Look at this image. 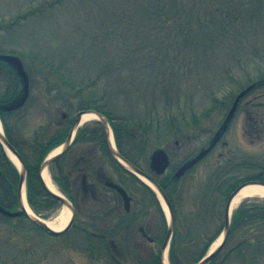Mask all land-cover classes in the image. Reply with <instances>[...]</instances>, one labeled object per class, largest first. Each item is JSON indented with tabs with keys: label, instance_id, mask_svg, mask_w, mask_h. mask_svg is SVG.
I'll return each mask as SVG.
<instances>
[{
	"label": "rangeland",
	"instance_id": "1",
	"mask_svg": "<svg viewBox=\"0 0 264 264\" xmlns=\"http://www.w3.org/2000/svg\"><path fill=\"white\" fill-rule=\"evenodd\" d=\"M0 53L20 56L30 75V98L9 122L32 172L28 196L38 203L43 197L33 174L51 148L54 123L63 111L73 117L81 109H104L119 127L124 150L143 165L157 148L170 150L175 167L208 144L238 93L264 78V0H0ZM4 66L0 93L8 89L5 82L18 79ZM222 155L239 156L237 165L251 157L264 159V84L241 100L218 150L174 185L180 264L199 260L224 227L228 195H219L217 178L211 176L220 165L231 166ZM112 160L110 179L132 193L149 194ZM56 168L51 164L49 170ZM251 169H233L228 177ZM108 192V200L117 203ZM201 200L204 209L214 208L206 212ZM136 202L143 206L151 200L143 195ZM92 204L82 199L78 226L63 236L25 215L0 214V264H113L112 255H119L122 264H159L161 244L126 248L116 232L109 233L115 234L116 250L96 241L92 250V236L81 227L93 223L98 232H108L124 215L123 206L107 212ZM64 205L30 207L53 220ZM154 209L151 233L163 240L168 217L161 204ZM144 220L147 225L150 215ZM238 238L233 234L211 264H240L231 253Z\"/></svg>",
	"mask_w": 264,
	"mask_h": 264
},
{
	"label": "flooded vegetation",
	"instance_id": "2",
	"mask_svg": "<svg viewBox=\"0 0 264 264\" xmlns=\"http://www.w3.org/2000/svg\"><path fill=\"white\" fill-rule=\"evenodd\" d=\"M12 69L13 74L18 78L15 81H7L5 82L8 85V89L4 92L0 93V125L1 131L7 141L16 149V151L20 154L22 159L24 160L27 167L26 174V191L27 198L30 202L28 191L31 184V175L32 172L28 168V162L19 147L16 141L12 137V127L10 126L9 120L13 119L14 112L24 108L30 98V84L28 90V98L24 104L19 107L13 108L12 105L21 100L23 95L25 94V81L21 80L22 76L19 74L17 67L14 65H5ZM92 108V107H91ZM94 110L99 111L105 115L106 112L102 108H92ZM80 111V110H79ZM79 111L72 117L68 112H62V119L56 123L54 126L57 128L56 134L51 139L50 144L51 148L47 151L48 147L44 150L47 151L46 155H44L43 159L47 156V154L59 145H64L68 139L72 136L71 141L68 147L51 163L56 164V172H51L52 179L55 181L59 190H62L67 197L72 201L75 210L76 216L73 223V226H78L77 224V213L79 208L82 206V199L84 200H93V207H97L102 205L106 208L107 212L110 211L109 208H114L117 204L118 206H123L124 212L123 216H121L120 220L117 222L116 227H111L108 232H98L93 223L82 226L81 228L91 234L93 237L101 239L106 246L111 249L116 250V239L115 234L110 235L109 233L116 232V237H119L120 240L124 243V246L130 247L131 243H134L135 246H151L161 244V249L165 242L166 236L162 239L156 238L152 235L151 231L153 230V218L154 211L156 205L161 204L157 194L151 190L145 183L140 181L141 179L136 174L131 171L125 169L119 161L116 159L114 154L110 149V138L109 131L107 125L101 120H90L89 124H86L83 128L81 126L82 123H77L76 119ZM252 119V115L249 116ZM111 121V120H110ZM113 139L115 141L117 149L126 157V152L122 146V142L120 139V134L116 131V127L113 123L110 122ZM76 127V128H75ZM75 128V130H74ZM74 130V132H73ZM73 132V133H72ZM261 132V130H260ZM223 139V138H222ZM220 141L214 146V148L196 165L191 167L189 170L185 172V174L177 179V181H173V176L176 170L191 156L186 157L181 163H178L175 167L172 166V154L170 150L166 149L169 157L170 164L167 169L158 173V171L152 166L151 163V155L145 158V165L141 163L140 160H135V158L128 157L135 165H137L140 169H142L146 174L150 177L154 178L164 189L167 196L169 197L172 206L175 210L173 203V188L174 185L178 183V180L183 178L185 175L192 172V170L202 161H204L210 154H212L215 150H218ZM178 143V140L176 141ZM49 144V145H50ZM9 154L7 151V146L3 142L0 137V204L8 209H12L14 207L18 208L19 206V188H20V179L21 175L18 172L16 166L13 161L9 159ZM109 157H111L113 162L121 168L122 171L128 173L129 175H133L149 194H139L132 193L128 188H126L122 183L117 182L115 180L110 179L108 173V164ZM222 157L225 158L224 155ZM42 159V160H43ZM225 162L227 165H231L228 168H234L237 165V162L240 160L239 156L234 155L231 158H225ZM248 159V157H247ZM41 160V161H42ZM41 163V162H40ZM50 164V166H51ZM245 164V163H244ZM257 164H260L257 166ZM226 165V167H227ZM40 166V164H39ZM49 166V167H50ZM243 166V170L250 167L251 172L245 173L242 176L235 177L231 182L233 184V189L236 188L241 183H259L264 182V159L254 158V161H248ZM173 167V168H172ZM39 168V167H38ZM214 173V172H213ZM251 176V178H248ZM244 177V178H243ZM79 179H81V187L78 185ZM140 179V180H139ZM138 183V186H139ZM114 184L122 185L127 190V193L130 195L129 208H127L126 200L121 192L114 186ZM2 185H5L2 188ZM232 189V190H233ZM107 190V191H106ZM39 191L42 195L43 200H38L39 208L43 206H53L56 202L54 196L47 191L42 182L40 181ZM108 191H112L113 196H117V203L113 199L107 198ZM217 194V193H216ZM143 195L148 196L151 200L149 204L145 203L143 206L137 204L138 198H141ZM214 195V194H213ZM138 198H137V197ZM88 198V199H87ZM115 199V198H114ZM115 201V203H114ZM151 212V213H150ZM150 215V220L147 222V225L141 223L144 222L145 217ZM137 226V230L135 229ZM71 228V229H72ZM110 231V232H109ZM114 250V251H115ZM117 260L121 263H124L120 256H117Z\"/></svg>",
	"mask_w": 264,
	"mask_h": 264
},
{
	"label": "water",
	"instance_id": "3",
	"mask_svg": "<svg viewBox=\"0 0 264 264\" xmlns=\"http://www.w3.org/2000/svg\"><path fill=\"white\" fill-rule=\"evenodd\" d=\"M0 59L5 60L6 62L15 65L17 67V70L19 72L20 75H22V77L24 78L25 81V94L23 95V97L21 98L20 101H18L17 103H15L14 105H12L13 108L19 107L22 104L25 103V101L27 100L28 97V90H29V75L24 67V63L22 61V59L20 58V56L15 55V54H4V53H0ZM264 84V78L263 79H259L256 82H253L252 84H250L249 86H247L245 89H243L235 98V101L231 107V109L229 110L224 122L222 123V125L220 126V128L217 130V132L215 133V135L213 136V138L211 139V141L209 142L208 145L202 147L194 156H192L190 159H188L186 162H184L179 168L178 170L175 172L174 178L178 179L179 177H181L189 168H191L192 166H194L196 163H198L202 158H204L211 150L212 148L216 145V143L222 138V136L224 135V133L226 132V130L228 129L234 114L238 108V105L241 101V99L252 89H254L256 86ZM88 112H94L98 115L99 119H101L108 127L107 124V118L102 114L99 113L97 111H90V110H81L78 113L77 119H76V125L77 123L80 122L81 117L83 116V114L88 113ZM76 128V127H75ZM74 128V130H75ZM73 130V132H74ZM72 132V133H73ZM0 137L3 140V142L5 143V145L7 146L8 150H10L18 159V161L20 162V174H21V179H20V188H19V198H20V205H21V209L23 211H25L27 213V215L29 216V218L34 221L36 224H38L39 226L43 227L45 230H47L48 232L55 234V235H64L66 234L72 227L74 219H75V207L72 204V202L63 194L61 193H56L53 192L52 190H50L48 188V186L46 185V183L44 182L43 178H42V171L48 167V165L55 160L69 145L72 136L68 139V141L62 146V150L55 154L52 157H47L41 164V168H40V175H41V180L42 183L44 184L45 188L57 199H59L61 202H63L72 212L71 218L68 222V224L65 226L64 229L62 230H54L53 228H51L47 222L36 215H31L27 209L26 206L24 205L23 201H22V189H23V185L25 182V178H26V174H27V168L25 165L24 160L22 159V157L20 156V154L16 151V149L7 141V139L5 138V136L3 135L2 132H0ZM110 149L111 152L114 154V156L128 169H130L131 171H133L136 174H140L144 177H146L147 179H149L151 181V183L153 184V187L157 190V192L162 196L163 200L165 201L168 209H169V226H168V233L165 239V242L163 244L162 247V253H161V262L162 264H164V256H165V251L168 248L170 241L172 239L173 236V232H174V228H175V215H174V211H173V207L172 204L170 202L169 197L167 196L166 192L164 191V189L162 188V186L152 177H150L148 174H146L142 169H140L138 166H136L133 162H131L128 158H126L122 153H120L116 147L111 143L110 144ZM151 163L152 166L158 171V173H162L166 170L167 166L170 163V158L169 155L167 153L166 150L164 149H156L154 151V153L152 154L151 157ZM260 184L264 185V182H259ZM248 185V183H243L241 184L239 187H237L232 194L230 195L227 205H226V211H225V226H224V230L222 231L221 235H223V239L221 241V243L212 251L209 250V252L203 256L199 261H197L194 264H209L225 247L226 242L228 240V237L230 235V231H231V222H232V210H231V205H232V201L234 199V197L240 192V190L244 187ZM114 186L121 192V194L124 196L125 200H126V204H127V208H129V202H130V196L128 195L127 191L125 190L124 187H122L121 185L118 184H114ZM0 212L9 215V216H16L20 214V211H10L9 209L4 208L3 206L0 205ZM220 235V236H221Z\"/></svg>",
	"mask_w": 264,
	"mask_h": 264
},
{
	"label": "trees",
	"instance_id": "4",
	"mask_svg": "<svg viewBox=\"0 0 264 264\" xmlns=\"http://www.w3.org/2000/svg\"><path fill=\"white\" fill-rule=\"evenodd\" d=\"M1 63H5V62L0 61V64ZM115 126H116V130L119 131V127L116 123ZM126 155L130 157L129 153L127 152ZM259 165L260 164H257V166ZM242 167L243 166L241 165H236V167H234L233 169L237 170V168L240 169ZM233 169L225 168V166L223 167L222 165H220V167L217 170H215V173L211 175L214 177V179L217 178L219 187L221 188V190L219 189V192H221L219 193V195H221L222 193H224L225 195H229L230 190H232L233 184L231 181L235 177L230 178L228 176L231 175L230 171ZM235 172H233V174ZM33 178H35V184L39 188L40 178L38 174V169L33 174ZM248 178H251V176H248ZM30 201L35 207L39 208L40 204L37 203L34 197L30 196ZM200 206L204 209V200H201ZM212 208H214V206L205 208L204 210L207 212L208 210L211 211ZM233 234L239 236V238L237 239V243L234 245L231 253L232 254L236 253V255L239 256L240 264H264V260L262 259V257H264V201L247 199L241 203V205L234 211L229 238ZM215 238L216 236H214L213 239L208 243L207 247L209 246V244H211V242ZM95 241L96 243L97 242L101 243V245H103V246L100 245L101 247L106 246V245L104 246L102 240L100 239L95 240V238L89 237L88 239L89 246L92 247V250L94 251L96 248L95 246L96 243L93 245V242ZM176 242L177 239L175 240L174 238V243L171 249V260L173 264H180L179 262H177V258L175 254ZM101 251L102 250H100V252ZM112 258H113L112 259L113 264H120L116 260L115 256L112 255Z\"/></svg>",
	"mask_w": 264,
	"mask_h": 264
},
{
	"label": "bare ground",
	"instance_id": "5",
	"mask_svg": "<svg viewBox=\"0 0 264 264\" xmlns=\"http://www.w3.org/2000/svg\"><path fill=\"white\" fill-rule=\"evenodd\" d=\"M98 118V115L94 112H88L83 114V116L81 117V122L80 123H85L89 120H94ZM1 125H0V131H1ZM111 140L112 143L114 141L112 135H111ZM62 150V145L58 146L57 148H55L54 150H52V152L50 153L49 157L54 156L55 154L59 153ZM9 152V156L10 158L16 163L17 166L20 167V162L18 161L17 157L10 151ZM42 178L44 180V182L46 183V185L48 186V188L50 190H52L53 192L56 193H60V190L58 189V187L56 186V184L53 182L50 170L48 167H46L43 171H42ZM143 180H145L147 183H149L151 186H153V184L151 183V181L149 179H147L146 177L142 176ZM253 196H262L264 197V185L262 184H248L246 186H244L240 192L234 197L233 201H232V205H231V210L233 211L235 208H237L239 206V204L246 199L247 197H253ZM160 197V201L162 203V206L164 207L167 216L169 217V209L165 203V201L163 200L162 196L159 194ZM22 201L24 203V205L26 206L27 211L31 214V215H36V213L31 209L30 205L28 204L27 201V196H26V188L25 186H23V191H22ZM72 212L71 210L64 205L58 212L57 216L52 220V219H45V221L47 222V224L53 228L54 230H62L65 228V226L68 224L70 218H71ZM223 239V235H221L211 246L210 251L214 250L222 241ZM164 264H170L169 262V257H168V249H166L165 251V256H164Z\"/></svg>",
	"mask_w": 264,
	"mask_h": 264
}]
</instances>
